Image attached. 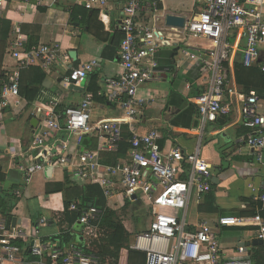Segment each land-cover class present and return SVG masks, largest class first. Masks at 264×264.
I'll return each mask as SVG.
<instances>
[{
	"label": "built area",
	"instance_id": "2783aa9c",
	"mask_svg": "<svg viewBox=\"0 0 264 264\" xmlns=\"http://www.w3.org/2000/svg\"><path fill=\"white\" fill-rule=\"evenodd\" d=\"M198 1L203 4L199 16L186 18L183 29L170 27L175 30L177 40H174L166 36V19L164 17L163 24L156 3L128 0L119 25L124 37L118 51L121 72L104 80V96L118 105L122 116L94 122L92 94L64 112L58 110V99L51 100L43 109L38 132L29 150L30 153L40 150V153L35 158L29 156L32 165L23 162L19 170L25 175V187L38 172L61 170L70 179L98 185L107 200L130 204L144 201L153 217L147 231L131 238V249L145 253L146 264H254L249 256L225 259L218 234L207 222L199 223L196 230H192L190 208L194 200H201L213 188L212 170L202 156L201 147L192 153H185L180 147L165 151L160 145L163 136L159 130L142 134L138 125L144 110L156 101L154 96H141V89L148 83L161 82L168 71L158 61L159 51L169 44L176 47L185 44L192 49L188 41H200L205 45L194 48L190 55V59L200 65L204 89L202 94L190 99L197 107L200 126L204 130L238 107L242 125L248 131L244 141L255 153L256 163L264 174V89L261 95L256 91L244 93L232 70L234 57L240 53V63L245 68L259 62L264 76V0ZM107 2L89 0L86 8L93 9L97 4L102 9ZM143 13L154 15L155 26L139 21ZM160 23L162 27H159ZM7 53L18 65L0 89V109L21 106L23 70L37 66L48 71L60 62L69 63L68 53L59 45L29 46L22 38L12 40ZM101 67V61L95 58L71 68L64 84L66 87L82 86ZM124 125L131 136L127 158L107 165L102 154L118 152ZM89 136L97 137L96 150L83 148L85 137ZM261 190H256L254 197L258 204L254 215L224 216L218 225L253 228L257 240L264 246V184ZM22 194V190L15 191L17 198ZM71 211L80 213L78 222L89 235L98 236L104 209L90 206L80 210L78 203H74ZM45 223V219L39 220V225L29 232L8 229L6 221L0 219V264H22L23 249L15 243L18 240L32 241L31 255L47 258L52 264H101L97 255L86 253L77 244L62 247L51 241H41L39 227ZM239 253L246 254V248H239Z\"/></svg>",
	"mask_w": 264,
	"mask_h": 264
},
{
	"label": "crops",
	"instance_id": "0c3cea01",
	"mask_svg": "<svg viewBox=\"0 0 264 264\" xmlns=\"http://www.w3.org/2000/svg\"><path fill=\"white\" fill-rule=\"evenodd\" d=\"M0 1V40L7 43V49L12 40L22 38L29 46L57 44L69 55V63L60 62L50 70H44L47 79L41 100L28 104L21 97L20 107L0 109V165L8 177L6 184L0 189V218H3V215L7 218L15 217L18 219L15 228L29 232L39 225V220L45 219L46 223L39 227L38 235L41 241L60 245L68 235L71 244L85 243L82 226L78 223L67 229L66 224L60 222V217L64 212V196L68 201L77 202L83 188L90 184L70 179L73 186L66 189V173L61 170H46L34 174L30 184L25 187V175L19 170V166L23 162L31 166L29 156L35 158L40 153V150L31 153L29 150L38 132L43 109L51 100L58 99V110L64 112L70 106L79 105L90 94L87 88L94 74H99L101 78L104 95V80L121 72L118 54L115 59H109L107 49L115 35L121 33L119 25L128 0H108L102 9H99L97 4H94L93 9H87L89 0ZM143 1L156 3L159 16L163 20L171 14L185 19L199 16L203 8V4L198 0ZM139 21L154 26L157 22L150 13L140 15ZM162 23L165 24V20ZM159 27H162L161 23ZM165 27L168 30L166 36L177 40L175 30L166 24ZM188 43L192 49L185 44H178L179 47L169 44L157 54L161 67L168 71L161 82L148 83L140 91L141 96L151 95L156 99L140 117V132L145 134L152 129L159 130L163 136L165 151L180 147L185 153H192L198 146L201 147L202 156L212 170L213 188L201 200H194L193 217L190 210V219L194 224L192 230L195 231L199 223L207 222L218 234L225 259L249 256L253 262L255 259L258 261L260 255H264V246L255 244V229L220 227L218 221L221 217L230 215L249 216L251 209L247 199H250L256 190L262 191L264 174L256 163L255 153L244 141L248 131L242 125L238 107H234L229 116L209 124L204 130L200 126L197 107L190 99L195 98L204 89L201 86L200 65L192 61L190 55L194 53V48L205 44L196 40H190ZM7 49L3 71L10 78L18 64L7 53ZM72 51L77 53L76 62L70 56ZM95 58L101 61V69L90 75L82 86H65L64 81L69 75V69ZM240 60L241 54L238 53L233 60V73L235 63ZM30 80L27 77L24 79L25 82ZM121 116L122 112L115 102L108 101L107 105L95 102L94 122ZM18 190L23 192L21 198L15 196V191ZM53 192L60 193L48 195ZM107 203L113 210L120 209L119 200H107ZM202 205L207 211H200ZM17 242L22 244V264H52L47 258L40 259L31 255L32 241ZM241 247L246 248V254L239 253ZM1 250L0 245V253Z\"/></svg>",
	"mask_w": 264,
	"mask_h": 264
},
{
	"label": "trees",
	"instance_id": "16d2710c",
	"mask_svg": "<svg viewBox=\"0 0 264 264\" xmlns=\"http://www.w3.org/2000/svg\"><path fill=\"white\" fill-rule=\"evenodd\" d=\"M88 17V16H87ZM90 20V19H89ZM90 26V24H88ZM123 34L119 32V35H115L110 43L107 53H109V59H115L117 57L120 45L123 41ZM30 45H33L30 43ZM7 43L0 40V89L5 83L9 81V77L3 71V61L6 54ZM259 62L251 68H245L240 61L234 65V77L237 84L244 90V93L250 94L252 91H256L261 95L264 89V76L259 68ZM229 69L226 68V73ZM30 78V82H25L24 79ZM47 75L45 71L40 67H29L21 72L20 80V96L24 98L28 104H33L42 99L44 93V84L46 82ZM87 92L94 96V101L98 104L107 105L108 101L103 95L102 81L99 74H94L90 84L87 88ZM202 94L199 93L198 95ZM197 95V96H198ZM219 121V120H218ZM123 140L120 143V148L117 153L114 154H102L103 162L107 165H113L127 158L128 151L130 149L129 141L131 136L126 125L122 126ZM98 139L95 136L85 137L83 148L96 150ZM161 147H164V143L160 142ZM17 165L19 164L16 161ZM8 180L7 174L4 172V168L0 165V187L4 186ZM66 189H71L73 184L70 181V176L65 174ZM60 192L48 193V195H54ZM9 195V194H8ZM256 193H252L250 199H247L251 213L249 216L254 215L258 204L254 202ZM1 200V197H0ZM64 212L61 214L60 222L66 224L67 229L73 228L79 222L80 213L71 211V206L74 203H78L79 209L84 210L90 206H94L105 210V215L100 225V231L98 236L95 237L94 233L90 235L83 228L85 243L79 244L83 247L84 251L89 254H95L101 259V264H146V254L140 251L131 249V234L127 231L120 212L113 210L109 207L107 200L103 194V191L98 185H87L83 188L77 202L68 201L64 196ZM130 203L126 201L122 211H126L129 208ZM1 207V205H0ZM205 206L200 207V211H207ZM152 212V211H150ZM170 213L169 211H165ZM1 220L7 221V216L3 215ZM145 228H138V233H144ZM22 247L21 243L15 242ZM71 244V239L68 235L65 236L63 244H56L58 246ZM264 249V248H263ZM23 251V250H22ZM22 255V253H21ZM257 256V255H256ZM51 262V261H50ZM254 264H264V255H260V259H255Z\"/></svg>",
	"mask_w": 264,
	"mask_h": 264
},
{
	"label": "rangeland",
	"instance_id": "374dc122",
	"mask_svg": "<svg viewBox=\"0 0 264 264\" xmlns=\"http://www.w3.org/2000/svg\"><path fill=\"white\" fill-rule=\"evenodd\" d=\"M124 201L119 200L120 209L117 211L120 212L122 221L127 229V231L131 234L132 238H135L138 233V228H149L152 220V212H150V208L148 205L141 201L139 203L130 204L129 208L126 211H122V208L125 206ZM192 217L194 216V205L191 208ZM133 240V239H132Z\"/></svg>",
	"mask_w": 264,
	"mask_h": 264
},
{
	"label": "water",
	"instance_id": "95a60500",
	"mask_svg": "<svg viewBox=\"0 0 264 264\" xmlns=\"http://www.w3.org/2000/svg\"><path fill=\"white\" fill-rule=\"evenodd\" d=\"M185 23H186L185 18L181 17V16H178V15L171 14V15H167V17H166V25L168 27L177 28V29H183L184 26H185ZM70 56H71V58H72V60L74 62L77 61V53L76 52H73V51L70 52ZM0 189H2V188L0 187ZM17 223H18V219L15 218V217H8V219L6 221L8 229H11V227L15 228ZM255 244L263 245L260 240H257V243H255Z\"/></svg>",
	"mask_w": 264,
	"mask_h": 264
}]
</instances>
